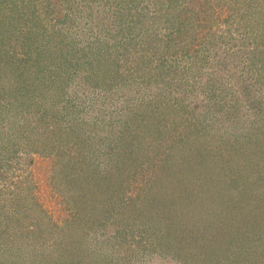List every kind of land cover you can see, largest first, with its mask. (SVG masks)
<instances>
[{
  "label": "rangeland",
  "instance_id": "374dc122",
  "mask_svg": "<svg viewBox=\"0 0 264 264\" xmlns=\"http://www.w3.org/2000/svg\"><path fill=\"white\" fill-rule=\"evenodd\" d=\"M261 58L264 0H0V264H264Z\"/></svg>",
  "mask_w": 264,
  "mask_h": 264
},
{
  "label": "trees",
  "instance_id": "16d2710c",
  "mask_svg": "<svg viewBox=\"0 0 264 264\" xmlns=\"http://www.w3.org/2000/svg\"><path fill=\"white\" fill-rule=\"evenodd\" d=\"M193 14V13H191ZM195 16H197V14H195ZM190 17H185L184 19H178L175 23H172L170 25V27L168 28V31H166V33L163 34V38L165 39L164 41V45H165V51H171V48H174L173 52L178 53V51H180L181 49L184 50L186 53H190L192 51L198 53L200 52L202 49H207V46L209 47L213 41L214 35H210L208 36L209 32H210V28L217 23V20H211V22L209 21V19H204V21L202 22H198L194 25L191 26V31L188 32V34H183V32H186V22ZM205 27V30L208 29V31H204L203 34H199L200 30L202 28ZM183 34V35H182ZM151 36V34H150ZM182 42V47H178V49L175 50V47L179 44V42ZM151 42V41H150ZM74 44V43H73ZM202 45V47H200ZM73 46V45H72ZM83 51V50H80ZM78 51H76L77 53ZM136 52V49L134 47H130L125 45L123 49L120 50V53L118 55L124 57V58H129V54H134ZM75 53V52H73ZM87 53V51H86ZM199 54H196L195 57H199ZM117 53L113 54L112 58H110L109 56H105V55H95V62L93 63V66H97V69H103L101 67V65H104V69L107 68H112V66L114 65H119V63H117L118 59H117ZM259 60V62H261L262 64V68L264 70V58L262 59H257ZM115 61V64H112V62ZM165 62V60H164ZM162 62V63H164ZM108 63V64H106ZM165 64V63H164ZM106 66V67H105ZM94 68V67H93ZM113 70V69H112ZM116 70V68H115ZM114 71V70H113ZM113 75H117V73L114 71ZM100 76L102 77V79L104 80V77L106 76L105 74H100ZM105 81H103L104 83ZM248 100V99H247ZM248 102H251L250 100ZM216 107H218L217 105L214 106L213 109H216ZM218 109V108H217Z\"/></svg>",
  "mask_w": 264,
  "mask_h": 264
}]
</instances>
